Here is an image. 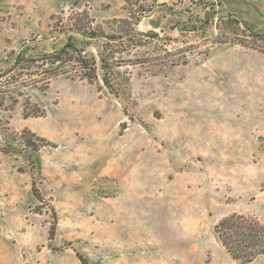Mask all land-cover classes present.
I'll return each instance as SVG.
<instances>
[{
	"label": "rangeland",
	"instance_id": "1",
	"mask_svg": "<svg viewBox=\"0 0 264 264\" xmlns=\"http://www.w3.org/2000/svg\"><path fill=\"white\" fill-rule=\"evenodd\" d=\"M0 98V148L49 142L0 151V264H243L215 226L264 223V0H0Z\"/></svg>",
	"mask_w": 264,
	"mask_h": 264
},
{
	"label": "trees",
	"instance_id": "2",
	"mask_svg": "<svg viewBox=\"0 0 264 264\" xmlns=\"http://www.w3.org/2000/svg\"><path fill=\"white\" fill-rule=\"evenodd\" d=\"M88 35L86 32L84 33ZM61 58H46L43 59L47 65H51L46 76H48V81L46 87L50 84V80L53 77L59 76V73L63 71L61 66ZM18 62L21 59H17ZM28 71V69H22ZM24 75H19V77ZM107 76V75H106ZM105 76V80L108 86H110V78ZM31 84L37 86L42 81H30ZM18 83L16 80L14 83L9 84L8 89L12 88L14 84ZM24 83H27L24 82ZM25 85V84H24ZM10 92L8 91V94ZM4 98H0V108L4 107ZM29 114L25 113V116ZM30 135V137H29ZM19 144L22 145L25 149H19L14 146V139L7 138L5 141L6 145L4 148H0V151L3 153H21L25 152L28 156L31 157V152H39L40 149L49 143L47 140L36 136L35 134L24 130L19 135ZM34 138V139H33ZM35 138L37 140H35ZM0 145H2L0 143ZM55 228H53L51 235L54 236ZM215 234L219 242L229 253L231 258L235 261L241 262L243 264L252 263L255 259L264 256V223L259 221L254 217H249L245 215L234 214L229 217L224 218L215 226ZM84 262V261H83ZM85 263V262H84Z\"/></svg>",
	"mask_w": 264,
	"mask_h": 264
}]
</instances>
